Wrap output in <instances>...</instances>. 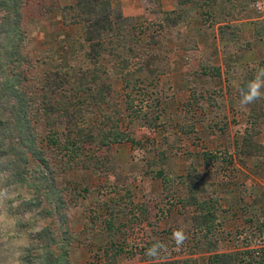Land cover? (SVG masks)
<instances>
[{
  "label": "rangeland",
  "instance_id": "1",
  "mask_svg": "<svg viewBox=\"0 0 264 264\" xmlns=\"http://www.w3.org/2000/svg\"><path fill=\"white\" fill-rule=\"evenodd\" d=\"M75 1L22 0L21 25L28 38L17 69L26 76L24 93L33 98L28 127L37 149L46 152V175L60 190L62 205L55 210L45 199L51 191L36 178L44 168L26 152L24 181L16 176L19 166L2 167L0 264H21L26 247L36 264L40 243L48 239L34 238L42 227L57 242L50 244L54 253L56 247L66 249L69 264L166 259L205 264L211 253L260 249L264 99L242 108L238 89L264 67V0H100L125 23L123 36L100 34L96 68L84 55L88 43L72 9ZM92 69L100 79L87 81L90 90L82 94L78 126L94 134L115 121V130L127 137L98 146L105 166L100 168L62 148L63 124L49 133L39 107L42 83L51 71L67 72L63 88L72 94L79 72ZM101 82L108 85L103 103L95 101ZM139 107L150 113L148 121L130 120ZM46 132L58 146L44 142ZM87 146L82 151L94 148ZM189 191L212 206L211 232L199 228ZM110 206L114 215L108 214ZM109 217L117 227L113 234L105 229ZM176 229L188 236L180 247L171 239ZM157 241L166 250L159 258L147 257ZM109 242L121 250L114 253Z\"/></svg>",
  "mask_w": 264,
  "mask_h": 264
},
{
  "label": "trees",
  "instance_id": "2",
  "mask_svg": "<svg viewBox=\"0 0 264 264\" xmlns=\"http://www.w3.org/2000/svg\"><path fill=\"white\" fill-rule=\"evenodd\" d=\"M22 4V0H0V170L6 169L9 171L11 167L15 169L19 166L20 170L16 176L22 182L24 181V179H22L24 174H20L23 169V164L27 161L25 152L27 155L31 156V158H35L44 168L41 170V175L36 178H40L51 191L49 196H45V199L51 204H54V209L58 210L62 205L60 190L53 188L52 177L46 175L47 171L45 169L48 168L46 157L44 156L46 152L37 149L33 135L29 132L28 126L29 123L32 122L30 116V103L33 101V98H30L24 93L21 82L26 76L17 69L24 58L22 48L28 38L25 32V25H23V23V26L21 25L20 9ZM72 9L77 11L75 15L78 16L85 27L84 39L88 43V51L84 52V55L93 64V68H96L98 66L96 57L99 56L103 48L100 40H98L100 34L102 32H111L113 36L120 37V35H122L121 31H124L123 27L125 20L117 12L111 11L107 2L100 0H76ZM97 72V69H92L89 73L80 71L77 85L73 87L74 93L71 94L68 91L66 92L67 89L63 88L64 83L67 82V72L65 70L51 71L49 77L46 76L45 80H43V92L40 95L39 107L44 117V127L47 128L49 133L53 132L58 124H63L61 132L64 136L62 148H65L69 152L77 153L75 154L76 157L80 154L81 157H79V159L85 165L100 168L101 166H105L96 153L98 146H106L110 143L121 142L127 137H124L123 133L115 130L116 127L113 125L115 121L111 122V118L108 115H106L104 119L107 121L110 119L109 122L111 123L107 124L103 122L102 129L95 131L94 134L92 128L84 129V127L78 126V120L81 117V107L85 104L82 100V94L90 90L87 86L88 80L93 81L100 79V75L99 73L97 74ZM107 87L108 85L105 83H100V86L95 90L98 94L95 101L103 103L102 95L106 93ZM52 95H56L59 98H54ZM129 104L130 101H128L126 105L128 106ZM33 113L34 112H32L31 115ZM148 114L150 113L147 111L146 113H141L139 107V109L132 111L130 120L135 121L138 118L147 120ZM146 125L148 126L149 123ZM49 133L46 132L44 134L46 139L44 142L49 145L51 144L50 146H58L57 139ZM42 139L44 138L40 140ZM92 144H94L92 151H82L85 145L90 146ZM95 144L98 145L96 146ZM88 146L86 148L87 150ZM9 155L10 157H6ZM206 155L208 154L206 153ZM4 156L6 161L3 159ZM2 167L4 168L2 169ZM14 169L9 175L10 178L16 174ZM191 175L192 174H188L185 175V177H190ZM188 194L189 201L195 203L198 209V213L195 216H198L201 221L199 228H203L204 232H211L210 229L214 227L212 222L214 219L212 206H205L206 201L204 202L202 199H196L193 192L189 191ZM113 212L110 206L108 214L114 215ZM105 229L111 234L117 231V227L112 223L111 217L105 220ZM48 232L49 230L46 227H42L33 235L37 240H41L40 238L45 237L48 238L45 242L40 243L39 249H41L42 252L41 255L39 254V261L36 264H69L67 260V251L63 246H55L57 248L55 253L52 249L53 247H50L51 242L55 245L57 242L54 241L52 237H49L51 235H49ZM261 234H263V232ZM246 244L247 246L251 245L250 243ZM114 245V253L121 250L120 247H116V244L111 242H109L108 246ZM27 250L28 247L24 249V253L20 257L21 264H35L34 255L29 254ZM30 250H32V248H29V251ZM148 264L190 263L188 259H166L155 260ZM205 264H264V245L260 246V249L258 247L246 248L237 253H211L207 256Z\"/></svg>",
  "mask_w": 264,
  "mask_h": 264
},
{
  "label": "clouds",
  "instance_id": "3",
  "mask_svg": "<svg viewBox=\"0 0 264 264\" xmlns=\"http://www.w3.org/2000/svg\"><path fill=\"white\" fill-rule=\"evenodd\" d=\"M264 88V67L256 69L255 75L239 91V105L246 108L248 105L254 103L258 99H264L261 89ZM4 193H0L3 196ZM4 222V218L0 217V223ZM171 239L177 247L182 246L188 239L187 234L183 229H176L171 234ZM166 250V247L161 242L157 241L149 247L145 255L150 258H159L161 253Z\"/></svg>",
  "mask_w": 264,
  "mask_h": 264
}]
</instances>
